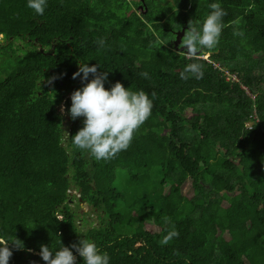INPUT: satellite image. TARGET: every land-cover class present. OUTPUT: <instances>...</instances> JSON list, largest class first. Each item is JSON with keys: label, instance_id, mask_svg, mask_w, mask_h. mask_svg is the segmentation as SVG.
<instances>
[{"label": "trees", "instance_id": "1", "mask_svg": "<svg viewBox=\"0 0 264 264\" xmlns=\"http://www.w3.org/2000/svg\"><path fill=\"white\" fill-rule=\"evenodd\" d=\"M26 2L0 0L12 65L0 61V237L22 242L9 243L8 264H47L41 245L85 237L110 264H264V0H219L227 15L217 47L200 51L208 61L170 39L213 0H47L43 15ZM79 61L99 64L106 88L119 81L153 100L128 149L106 161L71 142L83 126L68 114ZM193 62L204 77L181 79ZM73 200L102 224L82 231ZM173 225L179 235L161 244Z\"/></svg>", "mask_w": 264, "mask_h": 264}, {"label": "clouds", "instance_id": "2", "mask_svg": "<svg viewBox=\"0 0 264 264\" xmlns=\"http://www.w3.org/2000/svg\"><path fill=\"white\" fill-rule=\"evenodd\" d=\"M26 6L35 14L43 15L47 0H27ZM208 8L210 11L202 20L188 21L187 29L180 41L179 47L189 56L195 57L202 49L214 50L219 44L225 26L223 17L227 12L219 0H213ZM235 35H243V33L236 32ZM3 38V34L0 33V39ZM104 43L103 39L97 42L100 47H103ZM98 67L101 66L78 62V70L73 73V79L80 77L83 86L71 93L68 114L73 120L83 117V126L71 136L72 144L77 149L87 151L95 160L106 161L128 149L134 134L151 116L153 100L144 90L134 91L131 87L126 88L119 81L106 88L107 72H98ZM90 74L91 79H89ZM234 75L237 77L236 74ZM140 76L149 78L148 72H142ZM179 76L184 80L190 77L202 79L203 65L197 62L188 63L180 71ZM85 81L87 82L84 83ZM152 95L154 96V93ZM61 111L63 112V107ZM165 224L167 225V220ZM165 231L167 234L160 241L161 244H167L169 240L179 235L174 225L171 230L166 227ZM9 243L22 248L20 240L0 237V264H8L12 256ZM61 245L56 251L51 250L49 246L41 245L39 255L42 260L47 264H75L76 256L72 251L74 249L82 258L83 264H110L109 253L101 250L87 237L70 247Z\"/></svg>", "mask_w": 264, "mask_h": 264}, {"label": "rangeland", "instance_id": "3", "mask_svg": "<svg viewBox=\"0 0 264 264\" xmlns=\"http://www.w3.org/2000/svg\"><path fill=\"white\" fill-rule=\"evenodd\" d=\"M169 1H171V0H169ZM136 10H138V9H136ZM178 32L179 31H181V29L180 30H177ZM174 32H176V31H172V39H170V42H171V44L174 46V41L176 40V33H174ZM2 42V41H1ZM22 45H24V43L23 42H20V41H15L14 43H13V46H12V48H9V50H6L8 53H9V55L11 54V57L13 56V54L15 53V51L14 50H16L19 46L20 47H22ZM179 45H180V43H178L177 44V46L175 47V48H177V49H179L180 47H179ZM23 48V47H22ZM24 48H25V46H24ZM14 49V50H13ZM176 49V50H177ZM12 51V52H11ZM181 52H184V51H181ZM19 53V52H18ZM17 53V54H18ZM2 53H0V61H1V65H3V67H11L12 65L9 63V62H7V58L5 57V56H2L1 55ZM211 53H198L196 56H195V58H198V59H202V60H205V61H208L209 60V55H210ZM185 55L187 56V57H193V56H189V55H187L186 53H185ZM0 65V66H1ZM52 79H55V76L53 77V78H51L50 80H48V82H51L52 81ZM62 107H63V112L61 111V109H62ZM58 110H59V112L63 115V116H65V106H64V103H60V105H59V107H58ZM186 116H188V114H186ZM63 124H64V126L66 127L67 126V122H63ZM183 193L185 194V195H187V196H189L190 194H191V191H190V184L188 183L187 185H185L184 187H183ZM70 193L71 194H73V195H75L76 197H78L79 195L77 194V192H75V191H70ZM70 204L72 205V206H74L75 208H77V212H78V214H79V224H80V229L82 230V231H85L86 229H88V228H92V227H96V226H99V225H101L102 224V220H101V218L99 217V213H97V212H94L86 203H84V202H79V205L78 206H75V201L73 200V201H70ZM223 206L225 207L226 206V203H224L223 204ZM145 229L146 230H149L150 232H156L157 231V228L153 225V224H151V223H145Z\"/></svg>", "mask_w": 264, "mask_h": 264}, {"label": "water", "instance_id": "4", "mask_svg": "<svg viewBox=\"0 0 264 264\" xmlns=\"http://www.w3.org/2000/svg\"><path fill=\"white\" fill-rule=\"evenodd\" d=\"M143 0H141V5H140V8H143ZM146 10V9H145ZM185 28L186 27H183L182 29H181V31H176V32H174V33H176V40L174 41V46L176 47L177 46V44L178 43H180V41H181V39H182V37H183V34H184V32H185ZM174 47V48H175ZM175 49H177V48H175ZM179 52H181V51H184V49H181V48H179V49H177Z\"/></svg>", "mask_w": 264, "mask_h": 264}, {"label": "built area", "instance_id": "5", "mask_svg": "<svg viewBox=\"0 0 264 264\" xmlns=\"http://www.w3.org/2000/svg\"><path fill=\"white\" fill-rule=\"evenodd\" d=\"M213 66L218 67V65H216V64H214ZM224 72H225V75L227 76L228 80L231 79V80H234L235 82L238 81L237 77L234 74L229 73L227 70H225Z\"/></svg>", "mask_w": 264, "mask_h": 264}, {"label": "flooded vegetation", "instance_id": "6", "mask_svg": "<svg viewBox=\"0 0 264 264\" xmlns=\"http://www.w3.org/2000/svg\"><path fill=\"white\" fill-rule=\"evenodd\" d=\"M140 1V3H141V0H139ZM143 2H144V0H143ZM139 8H140V5L138 6Z\"/></svg>", "mask_w": 264, "mask_h": 264}]
</instances>
